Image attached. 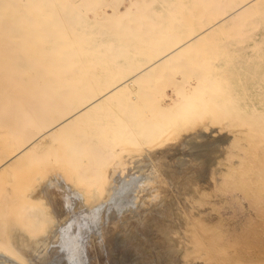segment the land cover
<instances>
[{"label": "rangeland", "instance_id": "374dc122", "mask_svg": "<svg viewBox=\"0 0 264 264\" xmlns=\"http://www.w3.org/2000/svg\"><path fill=\"white\" fill-rule=\"evenodd\" d=\"M65 1L70 2L57 0ZM72 1L93 6L85 10L94 30L81 35L121 37L117 40L121 44L148 35V27H156L152 33L157 35L188 32L218 16L231 3L152 0L146 10L142 8V14L143 9L146 12L142 17L126 21L116 32V28L108 31L109 25L105 28L95 14L101 18L105 7L112 11L118 4L125 7L128 0ZM259 12L231 19L222 30L217 29L210 42L192 51L188 58L191 64L170 66L153 80L142 82L135 93H122L101 115L69 127L63 135L49 136L36 147L31 168L37 211L49 220L47 225L59 216L64 220L62 237L72 238V248L87 264H107L103 254L107 246H112L116 264L156 257L161 264H264V118L255 119L264 108V9ZM107 41L116 39H87L86 44ZM56 42L66 43L62 39ZM67 51L75 53L56 62L63 69L61 73L87 79L66 84H91L98 82L91 81L93 77L104 81L113 76L111 67L103 66L117 57L113 49ZM74 85L49 93V115L60 111L74 92L90 89ZM182 85L197 87L198 94L212 104L206 103V98L204 104L198 97L196 111L188 113L183 122L174 117L175 123L179 120L177 124L186 128H203L211 122L212 130L206 132L207 137L187 139L189 142L174 148L154 149L150 159L144 158L147 156L138 151L162 138L156 131L127 132L129 128H147L141 123L144 116L136 110L148 113L160 109L162 95ZM175 123L171 121L167 130H173ZM102 129L107 133L104 136ZM132 152L135 158L129 155ZM22 176H27L26 171ZM51 180L64 181L63 189L60 185L49 187L54 201L41 192L44 183ZM65 187L75 190L79 200L73 203Z\"/></svg>", "mask_w": 264, "mask_h": 264}, {"label": "bare ground", "instance_id": "6f19581e", "mask_svg": "<svg viewBox=\"0 0 264 264\" xmlns=\"http://www.w3.org/2000/svg\"><path fill=\"white\" fill-rule=\"evenodd\" d=\"M69 1H65L67 3L64 4L58 3L57 0H0V264H87L82 254L72 248V238L68 241L64 236L62 237L60 228L63 227L64 220L60 219L57 211L55 213L59 216V220L52 221L49 225H47L49 220L44 215L41 217L37 211L35 203L37 188L31 168L36 147L49 136L63 135L69 127H77L81 122L101 115L103 108L119 100L122 93H135L142 86V82L153 80L170 66L191 64L192 61L188 58L193 54L192 51L210 42L217 29L222 30L231 19L243 18L250 14L258 15L257 13H261L259 11L264 9V0H231L228 9L198 28L170 36L153 34L152 31L156 27H148L146 28L148 35L136 37L133 43L121 44L117 41L121 37L94 38L90 35H81L82 32L94 30L85 10L92 5L74 4L76 2ZM100 1L110 3L112 0ZM128 1L125 7L118 4L114 9L113 6L112 11L106 10L108 6L105 7L102 16L107 19H103L101 14L99 18L97 13H94L95 17L102 19L100 22L105 28H107L106 24L109 25L108 31L116 28L115 31L118 32L126 21L138 16L142 17L146 13V8L152 3V0ZM82 2L88 3V0H81ZM108 5L111 7L110 4ZM142 8L145 9H143L144 14L141 12ZM49 17L54 19L49 20ZM25 23H29L30 26H24ZM49 23H60L63 26L50 27ZM22 38L31 41L22 43L24 40ZM58 39L65 40L66 43L59 44L56 42ZM87 39H116V41L86 44ZM140 39L141 43L136 42ZM76 40L80 42L75 44ZM82 47L113 49L115 52L113 55L117 57H114L112 62L103 64L105 68L111 67L113 76L104 81H99V77H93L91 81L98 82L91 84H66L78 79L83 81L87 76L63 75L61 73L63 69L56 62L63 61L66 55L75 53L68 52V49ZM71 85L90 89L85 92H74L75 96L68 100L60 111L49 115V93ZM173 90L165 93L163 90L164 95L160 93V96L165 98L159 111L150 109L146 113L144 109L136 110L139 116H144L141 123L147 128L135 127L127 131L129 134L140 133L141 130H146L142 133L149 134L156 131L161 135V142L138 151V154L141 152L147 156L144 158L150 156L148 158L150 159L155 154L154 149L174 148L173 146L189 142L198 136H206V132L212 130L211 122L204 124L203 128H186L183 123L177 124L179 120L175 123L174 117L178 116L182 121L187 119L193 110L196 111L199 102L195 100L198 97L201 102L204 100V104L205 98L207 100L208 97L199 95L197 87L188 85ZM62 92L66 94V90ZM160 99L161 97L158 102L161 103ZM263 118L264 108L260 109V117L255 119ZM171 121H174L177 127L175 126V129L172 127L173 130L168 131ZM101 133L103 136L107 134L103 129ZM129 155L135 158L133 152ZM25 171L27 176L23 177ZM63 182L47 181L41 192L49 195L54 201L56 197H52L54 192L49 187L60 185L63 189ZM65 185L69 186L67 183ZM65 189L71 194L67 197L73 203L79 200L80 195L75 190L71 191L69 187ZM65 242L69 248L66 247ZM111 247H105L106 251L103 254L107 264H116ZM158 259V257L135 259L127 264H161Z\"/></svg>", "mask_w": 264, "mask_h": 264}]
</instances>
